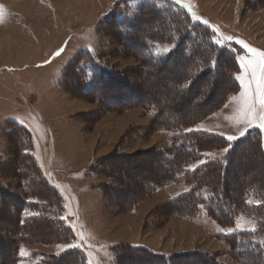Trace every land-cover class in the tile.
<instances>
[{
  "label": "rangeland",
  "instance_id": "374dc122",
  "mask_svg": "<svg viewBox=\"0 0 264 264\" xmlns=\"http://www.w3.org/2000/svg\"><path fill=\"white\" fill-rule=\"evenodd\" d=\"M140 1L143 0H0V154L5 158L12 156L5 127L9 120H15L31 132L34 155L42 167L66 169L72 164L70 167L74 168L66 172V180L68 187L80 196L78 205L71 207L69 190L59 187L68 203L64 217L78 235L75 244L86 253L88 264H114L109 247L117 243L145 245L153 251L174 255L205 252L211 255L210 264H251L248 258L238 255L231 236L258 228V217L251 209L258 205L260 196L249 188L241 202L235 198L239 182L241 191L250 185L254 187V183L264 186V156L257 149L255 157L244 144L234 152L224 177L227 215H212L207 205L196 203L191 211L174 208L172 199L192 186V181L185 178L163 182L151 193L142 195V186L122 175L117 179L125 185L116 191L117 198L112 196L113 191L105 194L104 188L114 183L109 166L118 165L123 168V175H129L123 166L131 159L143 172L151 165L147 157L168 147L186 129H202L193 132L217 137L202 140L201 145L206 146H202L199 161L225 162L229 151L223 150L230 144L232 147L248 131L255 135L249 137L264 145V130L258 127L248 129L243 136L239 134L246 125L237 119L242 89L235 79L244 71L237 57H244L245 62L253 59L245 44L264 52V0H172L187 9L190 21L208 26L213 41L221 40L217 44L232 55L227 58L222 53L218 72L205 68L201 80L192 85L191 92L212 95L206 104L210 109L185 129L169 125L162 128L158 122L193 116L196 107L191 104L202 97L189 95V100L178 104L182 111H173L177 100L170 103L174 90L167 82L169 78L176 81L189 64L180 59L160 70L146 68L149 63L125 46L114 26L115 18L128 14L131 6ZM172 46L169 42H155L152 50L155 55H165L164 48L170 51ZM82 52L91 53L112 70L117 77L113 83H119V94H125L122 86L132 83L134 93L143 97L119 106L107 98L106 90L85 91L69 81L70 76L62 86L60 80L68 72L69 63ZM230 62L235 66L234 76L225 73ZM215 75L218 82L214 87ZM245 75L247 80L250 70ZM86 77L89 80L88 74ZM164 83L166 86L162 87ZM149 97L155 104L146 106L143 102ZM229 135L237 139L229 142ZM94 162V171L86 172ZM102 163L108 167H99ZM196 163L190 164V168ZM134 180L132 176L131 181ZM0 184L10 192L24 193L15 175L0 176ZM232 184L238 187L231 188ZM21 248L27 255L21 256L17 264H31V251L56 253L62 245L25 244L20 246L19 253Z\"/></svg>",
  "mask_w": 264,
  "mask_h": 264
},
{
  "label": "trees",
  "instance_id": "16d2710c",
  "mask_svg": "<svg viewBox=\"0 0 264 264\" xmlns=\"http://www.w3.org/2000/svg\"><path fill=\"white\" fill-rule=\"evenodd\" d=\"M130 10L125 16L115 18L113 23L120 31L118 37L124 40L125 46L131 48L139 58L149 63L146 64V68L161 69L168 63L180 59L189 64L184 73L178 74L176 81H173L174 78H169L167 81L172 84L174 90L170 103H175L177 100L173 111H182L178 105L180 102L181 106V100H189L191 98L189 95L194 98L201 96L197 95V92H191L194 82H199V79L201 80L204 76V72L201 71L206 68L208 72H218L221 54H226L228 58L232 56L231 53L229 54L226 48L213 41L211 36L213 32L208 26L190 21L187 9L172 0H143L132 5ZM155 42H169L173 46L165 55H155L152 50V44ZM232 60L235 64L233 57ZM69 65L68 72L60 80L62 86L70 76L69 81H73L76 87H84L85 91L96 88L99 93L109 92L107 98L115 101L119 106L132 104L131 99L137 102V99L143 97L134 93L136 90L132 83L122 86V89H126L125 94H119L117 92L119 81L118 86L113 83V80L117 79L116 75L89 52L78 53ZM234 67L230 62L225 70L227 76H234L236 72ZM87 74L89 80H87ZM214 79L212 85L215 87L218 82L216 75ZM232 79L235 81L234 78ZM165 83L162 87L166 86ZM111 91H113L112 94ZM203 92L200 101L191 104L192 107H196L192 117L184 120L173 119L169 123L160 120L158 122L160 127L164 128L169 125L174 129H185L197 119L202 118L206 109H210L206 107V104L212 96H205V91ZM153 102L149 97L143 103L147 106L149 103L154 105ZM5 130L9 139L8 151L12 156L5 158L0 154V176L11 174L18 177L24 193L19 195L10 192L0 184V264H17L21 260L19 248L25 244L62 245L56 253L31 251L29 256L34 260L31 264H88L86 253L75 244L76 235L64 217L66 209L64 198L58 188L46 178L36 160L31 132L15 120H9ZM251 130L256 131L257 129ZM250 132L248 131L237 140V143L233 144L229 149L227 160L221 164L209 160L190 168V164L200 160L204 145H201L202 140L217 138L199 132H186L187 134L184 133L175 140L173 139L168 147L153 152L147 157L148 162L151 163L150 168L144 169L143 172L139 170L137 164L134 165L131 159L126 161L127 166H123L129 175H123L124 170L118 165L110 168L104 163L98 164L99 167H108L109 176L114 182L104 188V192L109 194L113 191L112 196L118 197L119 193L116 191L125 185L117 179L120 175L128 178L131 183H136V186H142L143 189L139 193L141 195L151 193L158 184L163 182L185 178L192 181V186L187 192L172 199L171 205L174 208L184 212L191 211L193 203H196L207 205V210L212 215L219 213L222 216L227 215L228 208L224 203L227 202L228 197L223 189L224 177L236 148L244 144L246 150L254 157L257 156L255 154L257 150L264 156V145L256 138L249 137L255 136ZM255 144L258 146L256 147ZM238 157L242 158L241 155H237ZM96 163H92L85 171L88 173L94 171L93 167ZM132 176L135 177L134 181H131ZM235 180L237 183L238 180ZM239 184L240 190H237L235 197L238 201L241 202L247 197L246 189L249 190V188L257 197L260 196L261 200L258 205L251 209L258 217L259 223L257 230L234 233L231 237L235 240L239 256L248 258L251 264H264V186L252 183L254 187L250 185L245 188V191H241L242 184L241 182ZM236 186L238 187V184ZM236 186L230 185L234 189ZM247 186L248 184H245V187ZM201 192L203 194H200ZM68 245L74 246L68 247ZM109 248L113 253L114 264L211 263V255L205 252L189 251L174 255L156 252L143 245L124 243L113 244Z\"/></svg>",
  "mask_w": 264,
  "mask_h": 264
},
{
  "label": "snow or ice",
  "instance_id": "6c2138e0",
  "mask_svg": "<svg viewBox=\"0 0 264 264\" xmlns=\"http://www.w3.org/2000/svg\"><path fill=\"white\" fill-rule=\"evenodd\" d=\"M2 11V9H0ZM226 39H232V37H226ZM216 43H222L221 40H217ZM242 43V42H241ZM252 53L253 59L245 62L244 57H237L241 62V68L244 70L235 77L240 82L241 92L239 94V100L241 101V108L238 112L237 119L246 125L245 128L240 130V136H243L245 132L253 127H258L264 130V52H260L255 48H250L248 45H244ZM165 53L169 51L166 47L163 50ZM250 76L246 80V73ZM187 132L202 131V129H186ZM207 131V130H203ZM220 135H223L221 133ZM227 141L231 142L237 139L236 136L229 135L226 137ZM231 144L223 151L228 152ZM210 155V154H205ZM206 161L201 160L199 164H204ZM239 227V225H237ZM231 231V230H230ZM74 245H68L73 247ZM20 255H27L26 251L21 248Z\"/></svg>",
  "mask_w": 264,
  "mask_h": 264
},
{
  "label": "crops",
  "instance_id": "0c3cea01",
  "mask_svg": "<svg viewBox=\"0 0 264 264\" xmlns=\"http://www.w3.org/2000/svg\"><path fill=\"white\" fill-rule=\"evenodd\" d=\"M36 160H37V158H36ZM71 161H73V160H71ZM37 162H38V160H37ZM38 164H39V162H38ZM70 165H72V164H69L68 165L69 167L66 168V169L65 168L64 169L56 168L54 170H50L48 167L47 168L46 167H42L41 165H40V167L42 168L46 178L53 185H55L58 188L59 191H60V187L59 186H62L64 188V190H66V191L69 190L67 192L68 193L70 192L69 193L70 194V201L69 202H70V206L72 207V206H75V205L77 206L78 205L77 204L78 203L77 202V197L79 199L80 196H79V194L77 192H75V190H72L71 187H68V183H67V180H66V178H67V173L66 172L69 171V170H73L72 168H74V167H70ZM196 165H197V163L194 164V167ZM79 167H83V166H79ZM69 186H70V184H69ZM60 193L63 196L61 191H60ZM63 198H64V201H65V206L68 207V203H67V201H66L64 196H63ZM75 202H76V204H75ZM68 224H69V222H68ZM75 235L78 236L77 234H75ZM143 246H145V245H143Z\"/></svg>",
  "mask_w": 264,
  "mask_h": 264
}]
</instances>
